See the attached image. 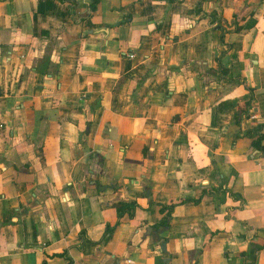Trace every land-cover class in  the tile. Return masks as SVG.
Returning <instances> with one entry per match:
<instances>
[{"label":"crops","instance_id":"0c3cea01","mask_svg":"<svg viewBox=\"0 0 264 264\" xmlns=\"http://www.w3.org/2000/svg\"><path fill=\"white\" fill-rule=\"evenodd\" d=\"M260 124L264 0H0V264H264Z\"/></svg>","mask_w":264,"mask_h":264},{"label":"trees","instance_id":"16d2710c","mask_svg":"<svg viewBox=\"0 0 264 264\" xmlns=\"http://www.w3.org/2000/svg\"><path fill=\"white\" fill-rule=\"evenodd\" d=\"M170 1H173V0H170ZM92 8H94V5L92 6ZM197 11H199V9L196 8V11L195 12H197ZM248 104L249 103H244V104H242V105L239 106V110H240L241 113H244V114L247 113L246 109H243L242 107L244 106V107L247 108ZM260 128H261V124L258 125L257 129H254L255 130L254 133H257V137L252 140V146L254 148H256V149L264 152V146L261 144V141L263 139V134L260 132ZM246 134L252 136L249 131H247ZM230 195L233 198L241 199V197L238 196V195H235V194H232V193H230ZM174 205L175 204L172 203V204H170L168 206H162L161 207V211L163 212V211L167 210V213L164 216V218L162 219V221L157 226H160V227H166V226H168L169 221H170V218H171V213H172L173 208H174ZM108 230H109V228H108Z\"/></svg>","mask_w":264,"mask_h":264},{"label":"water","instance_id":"95a60500","mask_svg":"<svg viewBox=\"0 0 264 264\" xmlns=\"http://www.w3.org/2000/svg\"><path fill=\"white\" fill-rule=\"evenodd\" d=\"M161 247H162V251H164L165 250V243L164 242L161 244Z\"/></svg>","mask_w":264,"mask_h":264},{"label":"built area","instance_id":"2783aa9c","mask_svg":"<svg viewBox=\"0 0 264 264\" xmlns=\"http://www.w3.org/2000/svg\"><path fill=\"white\" fill-rule=\"evenodd\" d=\"M129 56H132L131 54ZM254 116H251V118H253Z\"/></svg>","mask_w":264,"mask_h":264}]
</instances>
